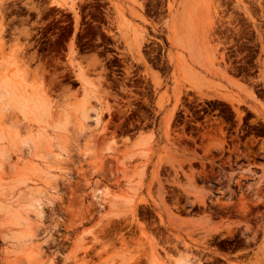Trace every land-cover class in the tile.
Returning a JSON list of instances; mask_svg holds the SVG:
<instances>
[{
    "label": "rangeland",
    "instance_id": "obj_1",
    "mask_svg": "<svg viewBox=\"0 0 264 264\" xmlns=\"http://www.w3.org/2000/svg\"><path fill=\"white\" fill-rule=\"evenodd\" d=\"M53 2L0 0V87L46 106L0 94V207L36 230L0 208V264H264V0Z\"/></svg>",
    "mask_w": 264,
    "mask_h": 264
},
{
    "label": "bare ground",
    "instance_id": "obj_2",
    "mask_svg": "<svg viewBox=\"0 0 264 264\" xmlns=\"http://www.w3.org/2000/svg\"><path fill=\"white\" fill-rule=\"evenodd\" d=\"M53 4L57 5L60 8H72L74 9L75 6V2L74 0H53ZM77 70V77L85 82L86 84H88V80L87 77L85 76V70L82 67H78L76 68ZM0 94L5 96V98H10V102L12 103H20L23 105H28L26 102L29 103L30 105V109L26 106L23 108H28L29 110H31V112L33 111L36 115V119L38 122L41 121V119H43L46 116V106L43 102L40 101H32L30 100H25L26 102H20L18 99H16L14 96L12 95V92L9 91V89H7L6 87H0ZM87 94H85L84 98H82V100L80 102H78L77 106H76V111L78 113V124L79 126H77L76 128L73 129L72 133H73V137L76 139V143H77V149L80 151V159L81 160H86L92 152V142H93V136L91 135L90 132V125L91 122H98V118L97 116H94L97 114L96 109L94 108V106L92 105V102L87 98L86 96ZM61 129L65 132L68 133L70 132V130L72 129L69 126V121L66 120L64 123L60 124ZM26 141H28L26 139ZM30 141V140H29ZM24 142H20V145H22ZM35 145V144H34ZM32 145V144H27L24 143V146L22 147V151H24L25 153L28 152L29 154H32L33 152H39L42 153L41 151H38L37 148H39V145ZM70 148H76L75 146H72ZM61 149L63 150V152L66 155V158L63 159L60 156H55V155H51L50 152L48 150H45V153H42L41 155L43 157H40L43 160V163L45 164V169L47 170V174L48 171L50 169L51 165H67L70 166V164L72 163V158H73V154L68 151L69 146H67L66 144H63ZM37 150V151H36ZM34 170L37 173H41V174H45V171H43L42 169L36 167L34 168ZM54 186L57 187L58 183H54ZM101 193V191H99V194ZM20 199L22 201H24V203L28 204V206L30 207H35V209L38 211L39 208V204L40 203V199L36 198V197H28L25 198L23 195L20 196ZM2 211H5V213L7 214L8 217V221L9 224L15 225L20 229V232L18 233H14L12 234V239L14 240V247L15 248H24L25 247V243L28 242L31 239V234L33 231H36L34 229V227H32V221L30 220V213L29 211L24 210L23 208H13V207H6V205L2 204V206L0 207ZM38 213V212H36Z\"/></svg>",
    "mask_w": 264,
    "mask_h": 264
}]
</instances>
